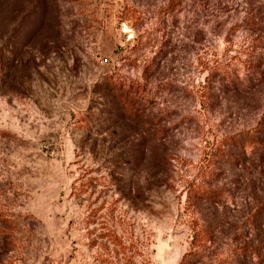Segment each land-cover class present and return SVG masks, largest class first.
<instances>
[{
    "label": "rangeland",
    "instance_id": "rangeland-1",
    "mask_svg": "<svg viewBox=\"0 0 264 264\" xmlns=\"http://www.w3.org/2000/svg\"><path fill=\"white\" fill-rule=\"evenodd\" d=\"M0 63V264H264V0H0Z\"/></svg>",
    "mask_w": 264,
    "mask_h": 264
},
{
    "label": "trees",
    "instance_id": "trees-1",
    "mask_svg": "<svg viewBox=\"0 0 264 264\" xmlns=\"http://www.w3.org/2000/svg\"><path fill=\"white\" fill-rule=\"evenodd\" d=\"M1 64V63H0ZM261 127H264V118L263 119H260L257 123V125H255L252 130L250 131H257L258 132L260 131V128ZM241 134V132H239ZM237 136V137H236ZM254 139V140H253ZM227 142L226 144L228 145H231V146H243V148H248L250 145H252L254 142H256L258 140V138L255 137V135H252L250 136V138L247 139V142L245 141L246 140V137L244 136H239L238 135H232V136H228L226 138ZM222 152V151H221ZM224 155V153L221 154V156ZM232 157V155H230ZM233 159H235V161L237 160L236 159V156L233 157ZM239 160V159H238ZM237 160V161H238ZM195 192V191H194ZM200 194H204V195H210V193L206 192L205 191H201Z\"/></svg>",
    "mask_w": 264,
    "mask_h": 264
}]
</instances>
